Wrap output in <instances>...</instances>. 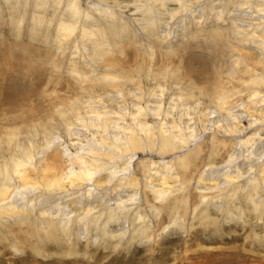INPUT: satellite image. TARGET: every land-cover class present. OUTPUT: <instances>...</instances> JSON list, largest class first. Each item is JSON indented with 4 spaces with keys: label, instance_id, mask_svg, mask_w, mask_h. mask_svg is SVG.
I'll use <instances>...</instances> for the list:
<instances>
[{
    "label": "rangeland",
    "instance_id": "obj_1",
    "mask_svg": "<svg viewBox=\"0 0 264 264\" xmlns=\"http://www.w3.org/2000/svg\"><path fill=\"white\" fill-rule=\"evenodd\" d=\"M75 1L72 17L66 0H0V167L30 153L26 169H37L54 153L63 172L78 171L73 157L97 150L98 169L124 162L137 186L89 196L66 180L45 190L36 172L24 189L10 174L13 201L57 213L56 224L78 221L50 238L32 214L0 217V264H264V181L247 183L264 155L232 191L197 182L264 148V0ZM170 126L193 137L161 150ZM162 160L175 161L184 186L164 200L147 184ZM126 193L136 200L119 213L113 199ZM92 198L110 211L79 221L86 209L71 213L74 202Z\"/></svg>",
    "mask_w": 264,
    "mask_h": 264
},
{
    "label": "bare ground",
    "instance_id": "obj_2",
    "mask_svg": "<svg viewBox=\"0 0 264 264\" xmlns=\"http://www.w3.org/2000/svg\"><path fill=\"white\" fill-rule=\"evenodd\" d=\"M65 6L67 9L70 8V14H73L72 17H74V15H76V13H79V6L77 5V2L75 0H66ZM100 12H103V11H100ZM83 16H84V14H83ZM65 26L66 25L61 24L62 28H66ZM67 26H69V25H67ZM147 27H150V26H147ZM69 28H71V27H69ZM120 32H122L121 29H120ZM103 33H105V32H103ZM110 33L117 35V37H119V35H120V34L118 35V33L114 32V30H111ZM113 68H115V67H113ZM110 78H112V77H110ZM211 113H213V112H211ZM260 113L262 114V116L264 118V109H261ZM189 128L190 127L188 126L185 129H187V131H188ZM227 129H229V128H227ZM182 131L183 130H181V129L180 130L179 129H173L171 126L166 130L160 129L158 132V136H157L159 139L160 149L163 150L166 146H168L170 144H174V143L176 144V142L181 143L182 147H184V145L187 144V140L189 138H192L193 136H192V133L189 131V136H188L189 138L183 139L184 133H182ZM227 132H231V131L227 130ZM138 140L139 139L136 138L133 133H131V132L126 133V135L124 136V144L126 146L125 148L130 149L131 151L136 149V146L138 144ZM249 141H250L249 139L239 141L238 145H239V147H242V146L248 144ZM49 143H51V141L50 142L47 141L46 149H48ZM116 150L117 151L119 150L117 153H121L124 149L117 147ZM89 154H91V156ZM99 155H100V153L97 152V150H96L95 152L90 151V152L86 153L84 155V157L74 156L73 157L74 161L72 163H74L75 165L78 164L77 165L79 168L78 171L69 169L67 172H63V170L60 169L58 166V163L60 160V157H59L60 155L58 156L54 153L53 154L51 153L50 156H48L42 160V163L40 164V166H38L37 169L30 170V169H26L28 163H30V160H31L30 153L26 154V156L23 157L25 159H22V160H21V158H19V159L14 158L15 156H13V154H12L13 157L10 159L11 162L9 163V165L6 164L5 167H2V168L0 167V203H2L0 205V215H1L0 217L1 218H7L9 220L10 219H14V220L17 219L18 221L22 222L23 219H21V217L24 214L25 215L28 213L32 214V216H35L36 219L38 220V222H37L38 223V225H37L38 230L42 231L43 233H45V236L47 235L50 238L54 237L53 234L57 233L59 231L60 225L64 224V222H66V224H67V222L74 224V223H76L74 221H78V219L74 220V221L71 219V218H74L75 215H74V217H72V216H69V214L68 215L62 214L63 217H61L59 223L56 224L55 221L58 220V219H56L57 218L56 216H59V215H57V213L54 214V213H51L49 210H46L44 208L43 209L38 208L39 209V210L37 209L38 216H36L34 213H32L35 210V208L33 206L26 205V203L25 204H22V203L18 204L17 202L13 201L14 197H12V196H14L16 194L15 190L9 191V187L6 186V183L8 181L10 174L17 175L16 177L18 179V183L24 189H26L28 187H33V186H29L30 180H31L30 172H33V173L36 172L40 176L41 183L43 182L41 187H43V189H45V190H48V189H58L59 190V188L63 186L62 181L66 180L67 184L69 186L76 187V188L81 187V188H83V191H85L87 193V195H89V196H92V195L96 196L98 194L97 193L98 191L102 192L104 189H111V190L113 189L112 191H115L117 189H121L125 193V192H128L127 189H130L134 186H137L136 181L134 182V180H132L130 173L126 177V174H127L126 172L129 169H128L127 164H123L124 162H122V164L121 163L116 164L115 162L114 163L111 162L110 166L101 167V168L99 167V169H98V165H95V164H97V162L100 160ZM262 155H264V148L261 151H259V153L253 154V158H252L251 162L246 165L245 163L235 164V162L238 158L235 157V153H234V155H232L228 158L227 163H225V165L220 166V167H216V168H206L203 172H201L197 182L199 184L205 186L206 190H209V189H212V190L228 189L229 191H232L235 189V186L238 187V184L241 182V179L243 178V177L241 178V175L243 174V172L251 174L252 171L254 170V167L257 169L256 166L258 164L255 165V163L260 162L259 160H260ZM88 157L90 160L92 159V161H90L91 163L87 161ZM131 158H132V156H131ZM10 160H8V161H10ZM26 160H27V162H26ZM23 162H26L27 164L25 163V165H24ZM1 165L2 164H0V166ZM176 165H175V161H166L165 162L162 160L158 165H156L154 168L151 169L153 174H151V180H149L147 182V184L152 188L153 193L161 200H164L165 195L174 194L175 192H178V191L180 192V190L182 188H184V186H182L183 182L180 179L179 171L177 170V168H175ZM9 166H10V170H9ZM29 166H30V164H29ZM232 168L234 170L230 171V169H232ZM57 169L59 170L60 175L56 174V171H58ZM258 172H259V174H258L259 176L256 177V176L252 175L251 178L247 180V183H249L250 185L254 184V183L258 184L257 179H259L261 182L264 181V163H263L261 169H258ZM156 176H158L159 178ZM169 179H171V181H168ZM247 183H246V185H247ZM246 185H245V187H246ZM39 187L40 186H38V188ZM35 188H37V187H35ZM246 189L247 188H245L244 191H247ZM92 199H93V201L91 200L89 202L90 204H83V206H81V207H80L81 203H79L78 201L74 202L75 203V206H74L75 209L73 211H71V213L74 214V213H77V211L83 210L84 208L86 209L85 213L82 214V215H84L83 218L82 219L80 218L79 221L83 220L84 217L86 215H88L89 212H93L94 210H96L95 213H99L101 210L108 208V203H109L108 201L106 202V200H105L103 202H100L94 198H92ZM113 200L118 206L117 208L119 210V213H124V212H127L129 210V209H127L128 207H130L134 204V201L136 200V198H135L134 194L126 193V195H124V196L120 195L117 198L115 197ZM258 202H260V201H258ZM97 203L101 204V205H98ZM87 205H89V206H87ZM109 206H110V204H109ZM126 209H127V211H126ZM217 209H218V207H217ZM109 211H110V209H109ZM101 215L102 214H100L99 216H101ZM109 215H111L110 212H109ZM119 215L118 216L115 215V217L119 218ZM92 219H93V217H92ZM138 219L142 220L143 218H142V216L139 215ZM93 227H95V226H93ZM63 228H65V227H63ZM86 230L87 229H85V227H84L82 233L86 232ZM70 231H72V230H70ZM64 232H65V229H64ZM64 232H63V234H64ZM71 233H73V232H71ZM110 237L112 239H115L118 237V234H111Z\"/></svg>",
    "mask_w": 264,
    "mask_h": 264
}]
</instances>
